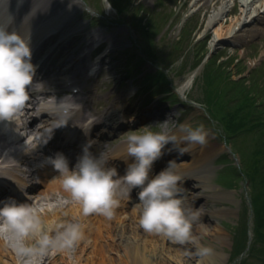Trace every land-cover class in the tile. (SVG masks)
Returning a JSON list of instances; mask_svg holds the SVG:
<instances>
[{
  "label": "rangeland",
  "instance_id": "obj_1",
  "mask_svg": "<svg viewBox=\"0 0 264 264\" xmlns=\"http://www.w3.org/2000/svg\"><path fill=\"white\" fill-rule=\"evenodd\" d=\"M94 1L98 2L97 5L91 0H36L37 11L39 12L40 9L41 13H48L51 17L59 16L54 26L57 25L61 30L67 31L62 41L67 46L65 50L69 52L66 55L72 56L73 61L66 65V69L76 62L79 65V68H74L72 73L69 71L55 75L61 69L65 70L64 67L59 66L58 63L61 61L59 60L58 63L52 64L41 80L46 81L49 76L54 79L65 75L66 78L77 82L80 89L77 94L81 98L80 102H74L78 110L73 116L77 120H81L78 117L85 119L86 114H95L105 106L117 111L121 110L126 126L115 131L106 143L108 153L117 160L119 158L113 153L116 152L118 146L125 143L128 130L145 124H153L155 127L162 128L167 118L171 122L204 123L210 130L209 138L217 147L216 154L209 163L210 181L214 185L208 194L212 196L207 199L209 204L204 205L207 201L202 199L199 205L203 204V206L198 205V209L204 213L219 208H227L228 211L224 215L203 222L204 225L207 224L205 233H197L203 236L202 242L211 245L212 255L203 258L188 243L175 242L174 244L167 238L163 239L160 234L147 235L138 229L142 234L137 238L143 239L142 242L146 247L154 245V257L153 255L147 256L149 262L152 264H235L241 256L248 255L247 238L250 239L252 245L264 248V235L256 239L257 235L253 232L256 220L252 218L249 212L251 207L246 202L250 197V194H247L249 183L246 189H244L245 183L242 182L244 186L232 189L217 184L221 159L234 161V157L238 155L241 156L242 163H245V157H248L246 152L252 147L251 137L248 133L237 136L235 140L239 146L236 147L231 142L237 154L232 153L223 138L215 133L218 125H210L205 118L208 115L206 109L197 103L202 98L200 94L202 82L207 83V88H209L211 81L216 80L217 72L224 74L225 86L228 85L230 79L235 80L242 76L243 79L250 73H258L256 82L263 85L261 89L264 100V16L260 14L262 18L251 19L246 14L241 17L245 21L244 25L233 24L231 33L217 38L215 35L217 28L224 29L234 23L241 8V0H126L119 11L112 5L107 7L108 0ZM120 2L123 3L124 0ZM146 28L149 29L148 32L144 30ZM103 42L107 48L101 57L104 60L95 59L91 56V52L97 44ZM204 48L212 50L206 60L207 63L202 62L205 57L200 60ZM76 51L78 53L74 55ZM132 56L135 57L132 58ZM139 56H145L147 60L138 66L136 76L130 75L128 72L131 66L140 60ZM227 56L237 58L236 68L231 64L232 62H228ZM199 60V64L194 67L193 63ZM160 67L171 80L173 92L175 91L179 97H177L178 102L172 98V94L157 93L155 90L147 91L142 97L132 99L127 91L133 88V78L142 80L149 71L154 73ZM54 83L56 82L52 81L53 89L49 91L62 90L63 97L71 93L64 83L60 87ZM39 87L47 88L42 85ZM210 95L212 96V93ZM51 96L58 98L55 93ZM231 96H235V93H231ZM251 96L255 99L259 97L253 94ZM238 98H231L229 102L235 104ZM151 99L158 100V106L165 108V117L161 118V121L158 120L159 123L156 116L148 117L146 114L149 108L145 106H149L147 104ZM31 111L33 113L32 109ZM133 116L135 117L134 123L131 120ZM240 147L242 150L239 151ZM244 152L246 156H243ZM252 157H256L255 154ZM172 158L176 156L172 155ZM117 160L114 163L116 167L120 165ZM184 160L187 159L184 157L177 159L176 168L179 167V161ZM262 167L264 168V165L260 166L258 163L259 171ZM259 175L258 173L257 176ZM185 193L188 194L189 191H184V196H186ZM57 198L61 199L58 195ZM241 199H244L242 205L240 204ZM132 222L138 224L137 215L132 218ZM219 228L225 235L223 242L213 240L210 236L215 229ZM237 230L239 236L242 235V239H238L241 240L240 244L245 242L246 245L239 253L233 252L232 248L234 232ZM262 231L264 228L260 230V233ZM243 238H245L244 241ZM235 253H238L236 257H234ZM250 256L246 264H260L254 255Z\"/></svg>",
  "mask_w": 264,
  "mask_h": 264
},
{
  "label": "clouds",
  "instance_id": "obj_2",
  "mask_svg": "<svg viewBox=\"0 0 264 264\" xmlns=\"http://www.w3.org/2000/svg\"><path fill=\"white\" fill-rule=\"evenodd\" d=\"M33 55L30 31L10 29L8 22H0V120H11L28 100L38 70ZM131 120L134 123L135 117ZM54 135L55 130L45 143ZM209 136L204 123L171 122L167 118L162 128L145 124L127 131L132 163L123 175L119 167L111 166V155L97 154L91 143L85 145L75 163L67 153L57 151L44 156L41 166L51 165L57 171L63 190L81 206L84 215L95 212L111 218L119 203L117 194L126 196L139 189L137 223L144 231L188 243L200 256H208L213 251L211 245L202 242L201 235L194 231L204 213L186 206V178L174 161L158 172L156 166L166 154L177 152L183 156L196 146L207 145ZM0 229L21 257L71 249L85 238L84 224L79 220L46 221L34 204L13 195L0 198Z\"/></svg>",
  "mask_w": 264,
  "mask_h": 264
},
{
  "label": "bare ground",
  "instance_id": "obj_3",
  "mask_svg": "<svg viewBox=\"0 0 264 264\" xmlns=\"http://www.w3.org/2000/svg\"><path fill=\"white\" fill-rule=\"evenodd\" d=\"M16 7V4L12 6L10 2L1 0L0 15H3L1 21L7 22L9 16L14 14ZM246 14L251 19L262 18L260 14L264 16V0H241V8L234 19V23L229 24L224 29L217 28L215 30L216 37L220 38L223 34L231 33L233 24L240 23L241 26L244 25L245 21L241 17ZM44 19L41 18V21L44 22ZM49 28L43 27L38 33H35V28L31 30L33 53L38 54V52L49 46L46 41V44L42 43V41L39 42L45 35H47V32L51 30V27ZM26 29H28L27 26ZM20 30L22 31V28H20ZM62 33L65 34L67 31L64 30ZM60 35L54 36H57L58 38ZM48 40L52 42L55 39L52 36V38ZM60 48L66 49L63 45H60ZM70 59L71 58L69 57L66 61H70ZM43 73L46 74L47 72L44 71ZM58 74L60 73H55V75ZM37 77L40 78V74H37ZM49 80H51V84L52 81L61 84L59 78V82H57L56 78L51 79L50 76L47 81H44V84ZM31 87H33V85ZM45 94L46 92L36 89L33 96L39 99ZM45 98L46 97H44V99ZM47 104L48 103L45 102V105ZM21 115H24V119L21 118L18 123L14 122V120L18 119ZM28 115L29 113L23 105L13 114L11 120H0V130L7 127L10 129V135L13 136L12 139H7L8 137L0 132V161H3L6 157H12L13 154L17 153L18 155L13 159L14 165L22 166V170L25 172L30 170V160L38 159V154L32 150H30L31 152L29 150H18V147L20 146L17 141L25 140L26 135L29 132H32V127L34 126L33 118L28 119ZM150 115L153 116L154 114L150 113ZM50 119L56 120V117L54 116V119L52 117ZM101 122L102 120L99 121V123ZM63 123L64 122H61L62 125H64ZM111 123L117 125L115 119H113ZM27 144L29 145L28 142H26L25 145ZM35 145L40 147L38 143ZM216 151V144L209 138L207 145L194 147L190 153L183 155L187 160L179 161V167L177 170L186 178V183L183 185L186 191H189L188 194L185 193L186 206L189 208L198 209L199 206H203V204L199 205L202 199H206L207 201L208 197L212 196L208 194L212 185H214V183L210 181L211 169L209 168V163L215 156ZM120 154L124 158L125 155L129 156L128 145L125 148L123 147ZM40 156H42V153H40ZM123 160L128 165L132 163L130 157L127 161L126 158ZM50 167L53 174L51 176H45L48 174L41 173L40 187L33 190V194L28 201L40 209L41 215L46 221H51L53 219L79 220L84 224L85 238L71 249L50 250L44 255L34 254L32 256L21 257L15 253L10 239L6 240L4 236L0 234V262L2 264H152L149 262L147 256L153 255L154 257V245L152 244L150 247H146L142 242L143 239L137 237L141 236L140 234H142V232L147 233V235L156 233L146 232L138 224H133L132 218L138 215L137 201L135 203L126 202L127 200L125 199L131 200L132 198L130 193L126 196L117 194L119 203L111 218H107L95 212H90L87 215H84L82 214L81 206L77 202L71 201L67 193L63 190L57 171L52 166ZM46 170L47 167L42 169L43 172ZM57 195L63 198V200L58 199ZM49 204H54L55 207L49 209L47 207ZM206 204H209L208 201L204 205ZM227 212V208H219L206 213L203 212L204 215L202 220L195 226L194 231L196 233L201 232V234L205 233L207 224L204 225L203 222L210 221L214 217L217 218ZM138 229L142 232L138 231ZM2 231L3 230L0 229V233H2ZM210 236L213 240L219 242L225 240V235L221 232L220 228L215 229ZM162 237L163 239L165 238L164 236ZM201 237L203 239V236ZM167 240L175 244V241L170 239ZM212 252L208 256L202 257H210Z\"/></svg>",
  "mask_w": 264,
  "mask_h": 264
},
{
  "label": "trees",
  "instance_id": "obj_4",
  "mask_svg": "<svg viewBox=\"0 0 264 264\" xmlns=\"http://www.w3.org/2000/svg\"><path fill=\"white\" fill-rule=\"evenodd\" d=\"M111 1L119 10H121L123 4L126 3V0H124L123 3L120 2V0ZM147 28L144 29L146 32L149 30ZM253 75L255 76V73H253ZM161 78L164 80V75ZM223 78H225L224 74L217 72L216 80L211 81L210 87H206V90L208 91L213 104L212 113L222 122L226 136L230 138L232 135L236 134V132L245 131V133H248L251 137L252 147L246 152L248 154V159L243 163L242 171L246 178L248 177L250 183H252L251 195L253 199L254 218L256 220V227H254L253 232L257 235V239L260 235H264V231L260 233V230L264 228V189L261 188V185L264 188V168L262 167L261 171L258 169V163L260 166L264 165V103H262V107H258L257 109L256 106L255 108V104L260 102V99H255L251 95L260 96L262 92L259 88L254 87L253 82H250L248 86L237 83L239 87L244 88L245 90L239 89L237 92L239 98L235 104L234 102L230 104L229 100L232 96L231 93H226L224 96L225 85L222 81ZM248 91L252 93L249 94ZM216 92L218 93L216 94ZM210 93H212V96ZM246 153L244 152L243 156H246ZM253 154L256 156L254 158L257 159L247 166L250 157H252ZM234 173L235 175L238 173L240 176L239 170L235 169ZM258 173L260 174L259 176H257ZM238 239H242V235H240ZM244 240L245 238H243V241ZM240 242L241 240H238V243L234 244V252L239 253L245 247V242H242V245ZM250 255H254L256 259L259 260L260 264H264L263 247L250 244L248 255L247 257L242 258L240 264H246L248 258L251 257Z\"/></svg>",
  "mask_w": 264,
  "mask_h": 264
}]
</instances>
